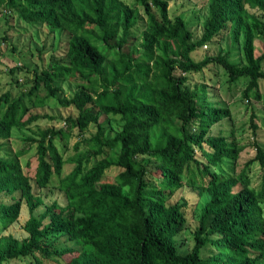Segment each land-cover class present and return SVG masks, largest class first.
Wrapping results in <instances>:
<instances>
[{
  "label": "trees",
  "instance_id": "obj_1",
  "mask_svg": "<svg viewBox=\"0 0 264 264\" xmlns=\"http://www.w3.org/2000/svg\"><path fill=\"white\" fill-rule=\"evenodd\" d=\"M170 1L0 0V17L67 33L64 55L47 67L9 68L32 79L19 94H0V148L13 129L45 116L30 114L26 104L41 91L76 110L63 127L21 135L24 147L0 157V231L17 219L22 202L29 211L26 237L0 234V264H264V145L256 143L254 156L240 164L244 147L229 107L207 84L187 86L190 73L215 64L230 84L246 79L244 98L264 104V51L254 53L255 40L264 44V0H207L198 38L181 15L169 16ZM140 20V41L135 36L125 51ZM223 32L242 59L233 61L228 49L192 57ZM65 82L74 84L70 97L58 93ZM102 116L118 121L112 135ZM89 124L95 131L83 136ZM31 146L36 165L29 172L19 158ZM67 161L73 167L62 175ZM253 163L261 169L257 186L248 172ZM110 169L115 174L103 179ZM53 179L65 204L54 201L35 215L43 202L32 182L44 188ZM184 187L207 197L186 253L177 239L187 224Z\"/></svg>",
  "mask_w": 264,
  "mask_h": 264
},
{
  "label": "rangeland",
  "instance_id": "obj_2",
  "mask_svg": "<svg viewBox=\"0 0 264 264\" xmlns=\"http://www.w3.org/2000/svg\"><path fill=\"white\" fill-rule=\"evenodd\" d=\"M123 1L128 4L131 2V0ZM140 13L142 14V11H140ZM168 14L171 18L176 15H181L188 22L189 28L193 31L195 38H198L202 31V23L208 16L207 0H172L168 4ZM142 28L144 29V26L140 20L136 25V29L132 31V38L129 40V43L123 48L125 51L131 50L135 36H137V40L134 41L135 43L140 39L138 36L140 31L143 30ZM5 34L10 37L8 41H3L1 39ZM66 34L67 33L63 30L49 32L45 26L36 22L16 20V17L14 16L9 19L0 17V94L11 90L13 94L16 95L19 94L21 90H26L31 84L30 81L32 76L28 74V76L25 77L24 69L16 72L14 74L15 76L11 75L8 72L9 68L14 65H26L29 67L30 71H33V69L40 70L43 67H47L51 60L59 59L64 55L67 44ZM221 35L223 36H218L214 42L208 43L206 48L193 52L192 57L195 60H199L206 54L215 55L218 52V49H222L223 51L228 49L230 50V56L233 61H239L242 59L241 50H239L236 45L230 47V39L226 32H223ZM12 46L15 47V50H12ZM137 46L140 47L139 45ZM262 51H264V44L259 40H255V55H259ZM13 77L17 78L19 86L15 85ZM245 81L246 79H242L235 84L228 83L225 70L215 64L208 65L200 73H190L187 81V86L190 89H195L196 86L201 85L202 83L207 84L209 92L215 94L218 99L224 101L229 107L234 119L235 137L244 147L240 152V164H243L254 156L256 143L264 145V104L261 100H256L254 98L246 99L242 96L241 91L244 88ZM73 90L74 84L65 82L61 85L58 93L62 96L70 97ZM260 90L261 94L264 96L263 80L260 82ZM43 94L44 92L41 91L38 99H27L26 104L30 109L28 111L30 114L45 116L38 118L30 124L27 129H13L12 137L6 142L7 144H4L0 148V157H12L14 155L13 152L16 151V149L24 147L21 135L33 134V132L47 127H63L64 118L76 113L75 108L63 107L56 99L47 98L45 100ZM32 101L35 102L32 103ZM253 113V121L257 126L255 133H253L251 128ZM50 116L53 118H50ZM100 120L104 121L106 119L102 116ZM105 123H107V120ZM117 128V120L113 119L107 123V131L110 135H112ZM94 131V125L89 124L87 130L83 133V136H89ZM77 138L78 133L77 129H75L71 132L69 140L70 147H72ZM34 152L35 147L31 146L28 149V152L19 158L23 166L28 162L30 163L28 167L29 172H32L36 165ZM72 167L73 163L67 161L63 166L62 175L67 174ZM149 170L151 171V175H159V172L153 171V168L149 167ZM248 170L252 185L257 186L261 173L258 163L251 164ZM115 171L116 170L114 169L107 170L103 179H106L108 174L114 175ZM56 184V180L53 179L52 184L44 188H39L34 182H32L34 194L39 196L43 202L34 211L35 215H39L47 205H50L54 201H57L60 205L65 204L63 193L57 189ZM182 193L188 200L189 206L185 210L187 217L186 227L178 234L177 239L180 252L186 253L193 245L192 231L197 225L196 216L199 214V209L207 197L200 196L197 190L188 187H184L181 194ZM28 217V208L25 203L22 202L17 219L7 229L0 231V234H10L18 239L26 237L27 233L23 229V225ZM6 264H24V261L10 260Z\"/></svg>",
  "mask_w": 264,
  "mask_h": 264
},
{
  "label": "built area",
  "instance_id": "obj_3",
  "mask_svg": "<svg viewBox=\"0 0 264 264\" xmlns=\"http://www.w3.org/2000/svg\"><path fill=\"white\" fill-rule=\"evenodd\" d=\"M206 47H207V45H204V46H203V48H206Z\"/></svg>",
  "mask_w": 264,
  "mask_h": 264
}]
</instances>
